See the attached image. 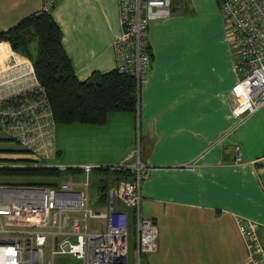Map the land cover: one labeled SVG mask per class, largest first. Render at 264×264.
<instances>
[{"label":"crops","instance_id":"0c3cea01","mask_svg":"<svg viewBox=\"0 0 264 264\" xmlns=\"http://www.w3.org/2000/svg\"><path fill=\"white\" fill-rule=\"evenodd\" d=\"M40 5L0 0V32L40 12ZM49 13L78 81L114 69L116 0H58ZM146 42L150 62L137 115L109 113L102 125L53 124L54 154L41 162L110 168L133 147L137 133L146 169L141 213L154 222L157 238L155 252L138 255L130 211L117 203L128 218L127 264H247L236 219L255 224L264 240V106L240 121L230 113L236 53L226 41L217 1L168 0L150 14ZM20 63L31 65L0 42V98L10 91L5 76ZM7 140L0 133V143ZM10 142L17 150L0 146V158L22 157L20 146ZM104 202L97 193L92 208L102 209Z\"/></svg>","mask_w":264,"mask_h":264},{"label":"built area","instance_id":"2783aa9c","mask_svg":"<svg viewBox=\"0 0 264 264\" xmlns=\"http://www.w3.org/2000/svg\"><path fill=\"white\" fill-rule=\"evenodd\" d=\"M57 1L40 0V11L49 13ZM167 1L116 0L120 32L112 42V52L116 70L135 79L136 115L150 62L146 42L150 14L165 8ZM216 1L226 41L236 53L232 70L238 79L230 90V113L240 121L264 106V0ZM3 85L10 91L0 98V133L25 151L27 162L0 163V169L58 168L41 162L54 154L53 123L32 66L18 64ZM234 151L239 162L240 153ZM139 156L136 133L133 147L112 167L128 170L131 177L110 185L98 210L88 203L87 189L91 171L100 167H75L82 172L78 185L69 181L52 187L0 184V264H53L56 256H70L82 264H127L128 218L117 210V203L130 211L136 253L155 252L156 226L141 213L140 182L146 169ZM236 226L247 244V264H264V240H259L255 224L236 219Z\"/></svg>","mask_w":264,"mask_h":264},{"label":"trees","instance_id":"16d2710c","mask_svg":"<svg viewBox=\"0 0 264 264\" xmlns=\"http://www.w3.org/2000/svg\"><path fill=\"white\" fill-rule=\"evenodd\" d=\"M173 0H170V3ZM0 42L12 52L26 58L34 76L44 89L49 105L50 119L55 125H102L109 113L135 112V79L127 73L113 70L93 73L78 81L71 64L61 47V33L50 13L35 12L20 19L12 27L0 32ZM150 60V55H149ZM7 141H12L8 139ZM4 151L0 150V154ZM25 153V151H21ZM1 162L7 161L0 159ZM27 162L26 160H8ZM75 168H3L0 176H17L44 180L42 183L8 185L16 187L56 186L63 177L81 175ZM92 173H97L96 177ZM100 201L106 197L107 188L122 180H129L128 170L100 167L91 171ZM45 180H51L46 183ZM56 184V185H55ZM6 185V184H5Z\"/></svg>","mask_w":264,"mask_h":264},{"label":"rangeland","instance_id":"374dc122","mask_svg":"<svg viewBox=\"0 0 264 264\" xmlns=\"http://www.w3.org/2000/svg\"><path fill=\"white\" fill-rule=\"evenodd\" d=\"M11 74H12V72H9L8 73V75H11ZM5 77H6L5 78V81H6L10 76H5ZM0 146L1 147H6V148H11V149H13L15 151L17 150V147H16L15 143L10 142V141L2 142V143H0ZM23 156H25L24 153H23ZM23 156L20 157V158H14V159H3V158H0L2 160H7V161H3V162L0 161V163H8L9 162L8 160H12V161H15V160H24L23 159ZM63 169H65V168H62V169H59V170H63ZM92 174H94L95 177L97 175V173H92ZM81 178H82L81 175L80 176L79 175H76V176H73V177H63L60 180H58L56 182V184H58V183H60L62 181H67V182L69 181L72 185H74L76 182L81 181ZM42 181H44V180L30 179V178H26V177H17V176H8V177L0 176V184H6V185L31 184L32 182L33 183L34 182H39V183H42L43 184ZM45 181H46V183H49L51 180H45ZM87 197H88V203L91 206H93L94 205V202L96 201V198H97V190H96L95 183H93L91 174L89 175V188L87 189ZM54 261L55 262H53V264H82V261L81 260L75 259V258L70 257V256H56L54 258ZM244 263H245V261L243 260V264Z\"/></svg>","mask_w":264,"mask_h":264}]
</instances>
